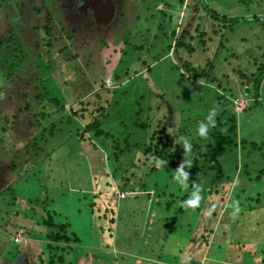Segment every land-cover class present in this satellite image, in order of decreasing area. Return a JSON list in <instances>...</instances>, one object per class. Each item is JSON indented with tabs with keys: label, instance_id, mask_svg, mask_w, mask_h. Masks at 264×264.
<instances>
[{
	"label": "rangeland",
	"instance_id": "rangeland-1",
	"mask_svg": "<svg viewBox=\"0 0 264 264\" xmlns=\"http://www.w3.org/2000/svg\"><path fill=\"white\" fill-rule=\"evenodd\" d=\"M7 2L0 1V170L11 164L18 172L29 170L17 183V171L2 177L10 182L0 194V264L27 259L22 243L4 232L13 220L32 213L23 203L31 196L44 200L34 199L44 220L54 211L57 220L69 224L79 242L68 258L81 264H264V208L250 198L252 211L258 212L250 217L244 200L247 173L264 168V78L256 100L253 85L246 87L239 76L256 73L255 58L264 51V0H185L183 5L180 0H118L113 19L94 27L73 22L56 0ZM203 3L246 18L221 32ZM183 31L192 54L176 45ZM188 62L197 74L185 68ZM203 71L222 79L226 90L204 78ZM81 100L105 101L100 105L108 107L99 134H88L92 139L77 134L72 108L80 109ZM57 103L66 104L65 110L58 106L63 118L50 120ZM213 107L215 124L218 118L224 122V134L237 145L218 163H207L199 205L178 213L180 197L191 184L165 165L152 171L151 158L142 152L153 131L170 128L171 136L191 145L185 156L184 141L176 143L180 160L199 159L213 144L215 126L209 127L208 139L198 135ZM231 115L238 125L233 134ZM243 139L258 147L243 146ZM14 140L22 142V150L16 152ZM26 145L32 152H25ZM232 193L243 210L238 218L226 211ZM10 197L16 201L6 202ZM15 202L19 205L3 206ZM18 206L16 217L11 209ZM209 209L214 210L208 214ZM221 209L226 211L222 224ZM167 220L171 231L164 227ZM223 225L229 229L224 241L212 240L210 234ZM43 229L35 227L40 235ZM36 252L30 251L31 264H42Z\"/></svg>",
	"mask_w": 264,
	"mask_h": 264
},
{
	"label": "trees",
	"instance_id": "trees-1",
	"mask_svg": "<svg viewBox=\"0 0 264 264\" xmlns=\"http://www.w3.org/2000/svg\"><path fill=\"white\" fill-rule=\"evenodd\" d=\"M0 1H6V0H0ZM180 2L183 5L185 0H180ZM203 6L208 11V14L213 19L217 20L218 25H221V28H220L221 32L222 31L229 32V30H232L233 24L238 23L240 20H245L246 18V17H240V16L231 17L226 14L219 13L218 11H216L215 9H212L210 6H207L204 3H203ZM257 19L259 18L254 17L253 20H257ZM259 21L261 20L259 19ZM262 23L264 27V20L262 21ZM185 36L186 34L183 31L180 37L176 39V45L177 47H180V48H183V47L186 48L190 52V54H192L194 52L192 42L187 43ZM256 58H255V64H256V70H257L256 73L254 72V73L248 74L247 72H244V71H242L244 73H241V75L239 72L238 73H239L240 78L241 79L243 78L242 80L246 81L247 83L246 87H250V85H253L254 92L252 95L255 96L257 100V98L260 97V94H259L260 81L264 78V63L261 62L262 58H264V51L260 54L259 57H256ZM185 68L187 70H193L197 74V70L194 69V67L192 66L190 62H188L187 65L185 64ZM201 75L204 78L206 77L211 83H217L218 89L223 90V91L226 90L224 86V81L222 79H218V77L216 76L215 77L217 79H215L213 76H211V73H208L207 71H203ZM195 77L196 76L194 75L193 81ZM220 101H222V97L220 98ZM104 102L81 100L78 103V105L81 106L80 109L72 108L74 109L73 113L74 115H76V119L78 120L76 121L77 123L79 122L77 134L80 139L83 140L84 136L92 139V137L91 136L89 137L88 134H92L93 136H96L99 134L100 128H101V119L108 115V112H107L108 107L106 105H102V106L100 105L101 103H104ZM65 105L64 104L60 105L59 103H57L58 110L56 112L53 111V112L48 113V115L52 114L53 116L52 118H50V120H52L55 116H59L60 118H63L59 112V107L65 110L64 108ZM107 105L109 106V104ZM233 105L234 104L231 103L230 107H233ZM88 106H90L89 109H87ZM87 110L89 111L88 114L85 113ZM236 120H237V116L231 115L230 121L232 122V125L230 126L228 131L232 134L236 133V131L238 130V125H237ZM69 121L72 122L73 120L69 119ZM225 130H226V125L224 124V122H221L220 119L218 118L215 124L214 132L212 134L214 145L209 144L210 150L207 151L206 153H201L199 159L194 158L193 161H191L190 159L187 160V161H191L192 167H189L187 162L180 160L179 158L180 155L177 154V151H176L177 149L176 143H175L176 137L168 134L165 129L161 131L155 130L151 133L150 140L148 143L145 144V148L142 153L146 156V158H151L153 162V166L151 167L152 171L158 170V167L156 164L157 159L161 161H167V164L161 163V165H165L167 167L173 168L176 171L181 168V165L184 166L183 170L188 173L187 181L191 185L189 186L190 189L180 197V201L181 203H183L184 201L188 200V198L192 195H196L197 197H200V198L204 195L203 193H201L202 191L201 185H203L202 183H204L205 180L201 178L200 175L204 173V171L206 170L207 163H210V162L218 163L219 158H221L222 156L226 154L227 149H230L231 147L237 145L236 142L234 141L233 136L224 134ZM101 132L103 133V130H101ZM241 144L243 146H247L248 144H250L254 148L258 147L255 142L248 141L247 139H243ZM25 147L28 148V146H25ZM137 148H138V145L136 146V149ZM246 176H247L248 181L250 182V185L248 188L249 193H248L247 199H244V200L249 203V210L251 212L250 214V217H251V216H256L258 212L256 213V211H252V210H255L256 207L253 205L250 206V198L255 200L257 205L261 204L262 206L261 208H264V168H262L261 170L255 173H252V172L247 173ZM240 180H238V182ZM181 181H185L183 177H181ZM241 181H244V180H241ZM252 190L254 193L253 195H250V191ZM242 191L245 192V189H242ZM231 196L232 198L229 199L227 206L231 208H235V205L233 204V201H234L233 193ZM173 202H174L173 200L167 201L165 206L167 208H170ZM34 204L35 202L33 199L30 201L29 205H28V201L24 203V205H26V207H28V210L30 209L32 213L26 214L24 215V217L21 216V219L13 220L10 226L5 227L6 230L4 233L8 235H14L17 232L18 233L17 237L20 238L21 234H23V236L26 237L27 233L30 232L32 233V235L36 236V238L41 237L39 238L42 240L40 244L45 245L44 255H47L46 260H43V262H46L47 264H64V260H65L64 252L68 254L72 247L70 246L64 247L63 245L61 246L60 245L61 241H64L69 244L71 240L74 241L72 238V235L69 233V230H68L69 224L67 222L57 220V216H56V213H54V211L53 212L49 211V215L47 213L48 218L44 220L45 219L44 215L41 214V211L40 212L38 211L37 209L38 206ZM231 205H233V207ZM3 206H7V204H4ZM14 206H17V204H15ZM20 208L21 207L18 206V209H11L13 213H15L16 217H19V214H21ZM184 209H185L184 207H180L177 212L181 213L182 211H184ZM176 217L177 216H172L170 220L176 222L177 220ZM236 217L238 218L239 216H236ZM99 218H101V216H99ZM22 219H24V221ZM32 219H36L35 224H32ZM21 220L24 223H21ZM38 225L39 227L43 225V228H44L43 235H40L39 232H36L35 227ZM172 225L173 223L172 222L168 223V220H167L165 227L168 228L169 231H171L173 229L171 228ZM75 238H76V235H75ZM77 240H78V237H77ZM59 249H60V252H59ZM201 263L202 261H198L196 264H201Z\"/></svg>",
	"mask_w": 264,
	"mask_h": 264
},
{
	"label": "crops",
	"instance_id": "crops-1",
	"mask_svg": "<svg viewBox=\"0 0 264 264\" xmlns=\"http://www.w3.org/2000/svg\"><path fill=\"white\" fill-rule=\"evenodd\" d=\"M260 47V46H259ZM76 102V101H75ZM74 102V103H75ZM27 110V109H26ZM41 115H42V113H41ZM42 121H43V119H42ZM40 122V121H39ZM37 123L38 124V127H43L42 126V124L41 123ZM15 127L14 126H12V128H11V130H10V132L12 133V137L14 136V133H15ZM15 136H16V134H15ZM18 137H20V135L18 134L17 135ZM40 138V137H39ZM20 139V138H19ZM30 140V139H29ZM22 141V140H21ZM28 142L29 141H25V144H28ZM14 143H15V145H14V149L16 150V152L19 150H22L21 149V147H19V146H21L22 145V142H20L19 143V145L17 144V140H16V142H15V140H14ZM36 143V142H35ZM35 143L33 144V145H35ZM24 144V145H25ZM27 146V145H26ZM32 148H33V146L32 145H30ZM32 148H30V147H28V148H26L25 149V152H32ZM34 149V148H33ZM40 151H41V149H39ZM13 154V153H12ZM34 154L36 155L37 153H36V151H34ZM15 155V154H14ZM14 155H12V158H14L15 156ZM39 155V154H38ZM36 157V156H35ZM34 162V160L32 161V163ZM34 164V163H33ZM23 163H22V165H21V167H23ZM9 167V173H10V175L12 176L13 174H12V172L14 173L15 171H17V168L16 167H12V164L11 165H9L8 166ZM7 167V168H8ZM38 168V167H37ZM5 169L6 168H2L1 170H0V173H1V179H3L2 177H8V170L7 171H5ZM39 169V168H38ZM29 170V169H28ZM28 170H25V172H15V178L16 179H18V180H16V181H14V183H17L18 181H20V179L21 178H23V176L24 175H26L27 174V172H28ZM11 171V172H10ZM1 179H0V194H2L1 192H2V188L3 187H7L8 185V183L10 182V181H7V180H5L4 181V179L1 181ZM105 181V180H104ZM106 182V181H105ZM13 188V187H12ZM14 189V188H13ZM13 189H10L9 191H11V190H13ZM152 191H153V189H151ZM154 192V191H153ZM10 194H13V195H15L14 193H10ZM120 196V195H119ZM19 198V201L18 202H20L21 203V199H20V197H19V194H17V196H16V198ZM33 196H31L30 198H28L26 201L25 200H23V203H26L27 201H31L32 199L34 200L35 198H32ZM0 200H2V199H0ZM10 200H13V201H16V199H12L11 197L8 199V200H6V202H8V201H10ZM36 200V199H35ZM39 200L41 201V203H45L44 202V200L43 199H37L36 200V202H39ZM18 202H15L14 204H11L12 206H14L15 204H18ZM96 203L97 202H95L94 203V206H96ZM0 204H1V201H0ZM93 204V203H92ZM4 205V204H3ZM10 204H7V206H9ZM37 206H39L38 204H37ZM0 207H1V205H0ZM233 207V206H232ZM200 208V207H199ZM226 211H228L229 212V216L231 217V216H233V215H231L233 212H234V209H231V207L229 208V210H228V208L226 209ZM226 211H225V209H221V210H219V212H220V216H219V223L220 222H223L222 221V218L226 215ZM100 212V211H99ZM243 212V210H241L240 209V211H239V213H237L235 216H233V217H236V216H238V214H240V213H242ZM94 213V212H93ZM98 214V213H97ZM102 216V215H101ZM166 224V223H165ZM165 224H164V227H165ZM220 224H222V223H220ZM226 225V224H225ZM225 225H223L222 227H216V230L214 229V233H211L210 234V237L211 236H213V238H212V240H218V241H224V239H225V235L227 234V233H229V229H227L226 227H225ZM215 227V226H214ZM69 228V227H68ZM212 228H213V226H212ZM211 228V229H212ZM69 230V229H68ZM213 231V230H212ZM33 232H35V231H33ZM105 233V232H104ZM108 234L106 235L107 236V238H110L111 236H110V234H109V231L107 232ZM17 232H16V234H14L13 236H11V239H12V241L14 242V243H16L18 246H19V244H20V242L22 243V245H21V248L28 254L27 255V259L25 258L24 259V261H21V262H19L18 260H13V263L14 264H31V257H32V255L34 254H32V255H30V251H31V249H35V250H37V257H38V260H39V263L42 261V264H46V262H43V259H44V248H45V245H42V244H40V242H42V240L41 239H39V238H41V237H39V238H35L36 236H34V235H32V233H27V236L25 237V239H27V240H25V241H23V239H24V236H23V234H21L20 235V238H19V240H16V237H17ZM29 234V235H28ZM73 240L74 241H72L71 240V242H70V244L69 243H66V242H64V241H61V246L63 245L64 247H72L71 249H70V252L68 253V254H66V252H64L65 253V260H64V264H81V262L80 261H77V262H75L74 260H71V259H69L68 257L71 255V253L72 252H75L74 251V249H75V247H74V245L77 243V241L79 242V239L77 240V237L75 238V235H73ZM37 239H39V240H37ZM211 240V241H212ZM35 241H37V242H35ZM6 242V241H5ZM73 242V243H72ZM16 250H18V247H17V249ZM59 252H60V249H59ZM96 257V256H95ZM68 258V259H67ZM74 262V263H73ZM10 263H11V261H10Z\"/></svg>",
	"mask_w": 264,
	"mask_h": 264
},
{
	"label": "flooded vegetation",
	"instance_id": "flooded-vegetation-1",
	"mask_svg": "<svg viewBox=\"0 0 264 264\" xmlns=\"http://www.w3.org/2000/svg\"><path fill=\"white\" fill-rule=\"evenodd\" d=\"M8 1V2H7ZM15 0H6L2 2H9ZM58 5L65 9L64 13L71 18V20L84 27L96 26L101 22H109L116 14L118 7V0H56ZM10 16H8V19ZM18 22V21H17ZM91 29V28H90ZM4 33V32H3ZM2 38H5L3 34ZM2 49L0 43V59H2ZM1 64V63H0Z\"/></svg>",
	"mask_w": 264,
	"mask_h": 264
},
{
	"label": "clouds",
	"instance_id": "clouds-1",
	"mask_svg": "<svg viewBox=\"0 0 264 264\" xmlns=\"http://www.w3.org/2000/svg\"><path fill=\"white\" fill-rule=\"evenodd\" d=\"M217 114V109L215 107H213L210 112H209V115L206 117V120L205 121H201L200 124H199V127H198V135L204 139H208V131H209V127L212 126L214 127L215 126V115ZM168 133L171 134V129H167ZM183 140V144H182V147L185 149V156H187V154L189 153L190 151V147L191 145L189 144V142L187 141L186 138L184 137H181L179 139H177L175 141V143H180V141ZM188 163V166L189 167H192V163L191 161H186ZM161 163H164V164H167V161H161L159 159L156 160V164H157V167H160ZM183 165H181V168L178 169L177 171L179 172V176L180 177H183L184 180L186 181L187 178H188V173L185 172L183 170ZM177 177H174V179H176ZM183 183V181H182ZM186 187V186H185ZM199 202H200V197H196L195 199H188L186 201H184L183 203H181V207H184L185 209L187 208H196L198 205H199ZM234 205H235V208H234V212L232 213L233 216H235L237 213H239L240 211V208H239V201H233ZM214 210V209H209L208 210V214L211 213V211Z\"/></svg>",
	"mask_w": 264,
	"mask_h": 264
},
{
	"label": "built area",
	"instance_id": "built-area-1",
	"mask_svg": "<svg viewBox=\"0 0 264 264\" xmlns=\"http://www.w3.org/2000/svg\"><path fill=\"white\" fill-rule=\"evenodd\" d=\"M119 195H120V197H125L126 196V194L123 193V192H121ZM16 240H19V237H16Z\"/></svg>",
	"mask_w": 264,
	"mask_h": 264
}]
</instances>
